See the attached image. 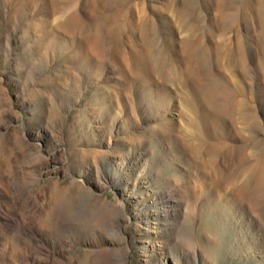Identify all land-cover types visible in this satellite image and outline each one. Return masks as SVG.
Here are the masks:
<instances>
[{"label": "rangeland", "instance_id": "374dc122", "mask_svg": "<svg viewBox=\"0 0 264 264\" xmlns=\"http://www.w3.org/2000/svg\"><path fill=\"white\" fill-rule=\"evenodd\" d=\"M0 204V264H264V0H0Z\"/></svg>", "mask_w": 264, "mask_h": 264}, {"label": "bare ground", "instance_id": "6f19581e", "mask_svg": "<svg viewBox=\"0 0 264 264\" xmlns=\"http://www.w3.org/2000/svg\"><path fill=\"white\" fill-rule=\"evenodd\" d=\"M156 83H157V86L159 88V90H156L157 94L159 93L161 96L162 95H164V96L165 95H167V96H171L172 95V91L170 89L168 90V88H167L168 85L167 84L163 83V84L160 85L157 81H156ZM173 106H175V102L172 101V99L171 100L170 99L167 100L165 98V100L163 101V107L165 109H167V107H168V109H171V108H173ZM172 125H174V124H172ZM172 125H171V123L167 124V122H164V124H162V126H164V127H171ZM162 129L165 130L166 128L165 129L162 128ZM117 154H119V153H117ZM167 188H169V189H167ZM167 188H166V190H167L166 193L164 192V194H162V196H160V195L156 196V193H157L156 188L155 189L154 188H147L144 192H142L140 194L139 193H134V198L133 199H136V205H137V202L143 203L144 201H148L150 198L154 201V205H152L151 207L141 211L140 215L141 216L144 215L143 218H145L146 223H150L149 221L154 219L155 222H156L155 224H158L157 230H160L162 228H164V229L169 228V225L172 223V220L178 219L182 215L181 207L182 206H184V207L187 206V204L185 203V202H187L186 199H184V198L181 199V198L178 197V195L180 193V189L177 186H175L172 183H170L169 186H167ZM240 188H242V186L238 187L237 190L238 189L241 190ZM13 193H11L13 196L10 195V197L11 196L14 197ZM237 194H238V192H236V191H228L226 195H228V199L230 201L234 200L236 202V201L242 200L241 197L238 196ZM146 195L150 196L149 199H148V197L143 199ZM5 196H7V194ZM159 196H160V198H159ZM242 205H243V203L241 204V207H242ZM0 206L2 207L3 205L0 204ZM249 217H250V215H249ZM16 224H17V222H16ZM163 239H165V240L162 241L161 245L163 246V248H165L167 246V244H168V241H167V238H163ZM153 247H154V249L156 248V246H153Z\"/></svg>", "mask_w": 264, "mask_h": 264}]
</instances>
